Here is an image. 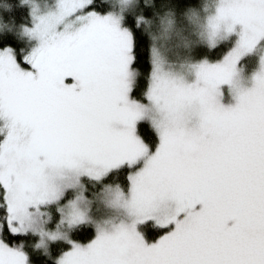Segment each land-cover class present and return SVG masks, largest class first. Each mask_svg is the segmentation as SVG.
Here are the masks:
<instances>
[{"label": "snow or ice", "instance_id": "snow-or-ice-1", "mask_svg": "<svg viewBox=\"0 0 264 264\" xmlns=\"http://www.w3.org/2000/svg\"><path fill=\"white\" fill-rule=\"evenodd\" d=\"M120 3L118 14L106 0H57L31 24L24 7L0 10V264H264V56L251 87L235 79L264 37V0H216L209 45L236 25L238 39L193 62L191 80L165 72L148 41L156 15L198 20L195 0L162 15L150 0ZM149 106L154 131L138 130ZM113 176L126 187L104 192L125 216L85 226L82 179ZM41 205L71 235L37 227ZM145 222L157 225L150 242ZM29 232L64 243L44 260L25 250Z\"/></svg>", "mask_w": 264, "mask_h": 264}, {"label": "rangeland", "instance_id": "rangeland-1", "mask_svg": "<svg viewBox=\"0 0 264 264\" xmlns=\"http://www.w3.org/2000/svg\"><path fill=\"white\" fill-rule=\"evenodd\" d=\"M213 3V4H212ZM216 0H212L207 3H204L200 7V12L197 11L198 20L195 18H189L186 16L184 23H179L178 21L173 23L171 26H166L161 24L160 20L158 21V30L155 34V39L153 40V44L157 49L159 54V59L161 61V68L172 75L175 76H183L187 80L192 79V75L190 72V65L200 59L192 60L189 59L191 57V53L198 52V49L194 51L190 49V46L187 44V50H182L179 45H181V36L184 34V29L182 28L183 25H187L190 31H193L194 34L200 35L207 44L208 39L205 33V25L207 24L208 17L214 12ZM57 5V0H53L51 2H43L40 4L32 3L31 4V12L34 16H42L48 13L51 10H54ZM71 19V17H69ZM191 27L193 30H191ZM239 25H236L237 31L231 33L229 36L224 37L223 39H218L217 41H226L227 39L230 40L229 47L231 48L235 41L238 39V32H239ZM181 42V43H180ZM228 42V40H227ZM190 44V43H189ZM213 45V44H212ZM189 49L191 51H189ZM194 53V54H195ZM226 53V52H225ZM257 55V59L253 60V67L250 71L244 72V68L246 64L251 63V57L254 54ZM264 56V37H261L256 45L249 51L244 52L236 62V72H235V79L239 82L242 87H251L252 86V74L259 68L260 66V58ZM205 58V57H203ZM253 58V57H252ZM202 59V57H201ZM67 79V78H66ZM147 85V84H146ZM145 85V86H146ZM135 86V80H133L132 85ZM142 92V91H141ZM141 98L142 103H146L144 101V97L142 94L139 95ZM221 102L225 105L234 104L235 103V96L233 91L231 90L228 84L221 85ZM153 115V110L151 106L146 109V113L143 120L137 122L148 124L149 127L152 128L151 123V116ZM154 130V129H153ZM91 181V182H90ZM88 182L90 186L100 188L103 186L102 179L101 180H92L88 178L82 179L81 183L83 185V193L84 196L87 198V216L88 220L86 222L91 223L94 227L99 224L104 227H108L111 223L120 220L122 217L125 216L124 209L116 206L114 203L110 202L109 197L106 196L104 190L100 192V194H95L91 190L89 191ZM52 210L46 205H41L39 213L37 214V227H42L45 230L53 231L58 230L61 232H67L71 229L66 223H59V217L53 219V226L50 229L48 222L52 220ZM146 223V222H145ZM152 226H157L154 222H151ZM38 241L41 239L39 233ZM45 244L50 241H58L62 239L52 240L49 239L47 236L43 237ZM150 242V241H149ZM44 244V245H45ZM44 245H42L44 247Z\"/></svg>", "mask_w": 264, "mask_h": 264}, {"label": "trees", "instance_id": "trees-1", "mask_svg": "<svg viewBox=\"0 0 264 264\" xmlns=\"http://www.w3.org/2000/svg\"><path fill=\"white\" fill-rule=\"evenodd\" d=\"M53 0H0V10H7L9 8L12 7H24L25 13L22 14L21 19H20V23L21 24H31L33 21V15L31 12V4L32 3H43V2H51ZM212 0H195L194 4L189 5V7H193L195 8L198 12H200V7L202 4L210 2ZM106 2L109 4L110 11H114L116 13H120L122 11V6L120 3V0H106ZM150 2L152 3H158L160 5V14L162 15L164 11H166L169 7H172L173 5V0H150ZM186 14L184 13H180V14H174L173 16V23L175 22H179V23H184L185 19H186ZM153 23L151 24V32L152 34L155 36V34L157 33L158 30V21L159 19V15L154 16L153 18ZM172 23V24H173ZM182 28L184 29V34L181 36V42L184 41V43H181V45H179L181 47L182 50H187V44L190 46L192 45V47L190 46V49H192L193 51L195 49H198V52H193L191 53V57L189 59L192 60H197V59H201V57H205L208 58L210 60H218L220 59L225 52H227L230 47V40L226 41H217L215 44L213 45H209L206 43V41L200 36V35H196L193 33V31H190L189 28H187V25H181ZM191 30H193V28L191 27ZM18 38L23 42L24 46H30L32 41L29 40V38L27 36H23L20 35L18 36ZM149 45L153 44V40L151 39V37H149V41H148ZM190 43V44H189ZM195 48V49H194ZM189 49V51H191ZM195 53V54H194ZM254 54V53H252ZM253 57V58H252ZM251 57L252 62L246 64L245 68H244V72H248L252 69L253 67V60L257 59V55L254 54V56ZM150 67V65H149ZM146 75V74H145ZM147 84V79L145 78V80L143 81V85L145 86ZM143 89H141L142 91ZM141 97L138 95L136 97V99H140ZM142 99V98H141ZM141 125H147L145 123H139L137 124V129H140ZM148 131L153 130V128L148 126ZM154 131V130H153ZM91 182V181H90ZM88 182V189L89 191L91 190L93 193L95 194H100V192L102 190H104V185L105 184H111V185H116V184H120V186L122 188L126 187L122 181H120L116 176H113V178L111 180H103L102 179V184L103 186L100 188V186L97 187H93L90 186ZM98 194V195H99ZM53 219L51 220V222H48L49 227L47 229L52 228L53 226ZM151 222H146V227H141L140 231H142L143 233L146 234V239H148L149 241H151V239L155 238L154 235V228L155 226L151 225ZM85 226H92L93 228H95L91 223L89 222H85ZM69 235H71L72 233V229H69L68 231ZM39 236L37 235V233H32L29 232L28 233V238L26 240L23 241L24 247L26 251H29L30 254L31 253H38L42 259L44 260H52L53 256V246L54 245H62L64 243L63 240H58V241H50L48 243H46L44 245V247L42 245H38L37 241H38ZM45 247L47 248V251H45ZM29 264H33L32 261H29Z\"/></svg>", "mask_w": 264, "mask_h": 264}, {"label": "bare ground", "instance_id": "bare-ground-1", "mask_svg": "<svg viewBox=\"0 0 264 264\" xmlns=\"http://www.w3.org/2000/svg\"><path fill=\"white\" fill-rule=\"evenodd\" d=\"M210 3V2H209ZM213 4V3H212Z\"/></svg>", "mask_w": 264, "mask_h": 264}, {"label": "flooded vegetation", "instance_id": "flooded-vegetation-1", "mask_svg": "<svg viewBox=\"0 0 264 264\" xmlns=\"http://www.w3.org/2000/svg\"><path fill=\"white\" fill-rule=\"evenodd\" d=\"M67 79H69V78H67Z\"/></svg>", "mask_w": 264, "mask_h": 264}]
</instances>
